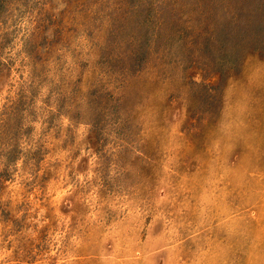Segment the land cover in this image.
Here are the masks:
<instances>
[{"label": "rangeland", "instance_id": "374dc122", "mask_svg": "<svg viewBox=\"0 0 264 264\" xmlns=\"http://www.w3.org/2000/svg\"><path fill=\"white\" fill-rule=\"evenodd\" d=\"M0 264H264V0H0Z\"/></svg>", "mask_w": 264, "mask_h": 264}]
</instances>
